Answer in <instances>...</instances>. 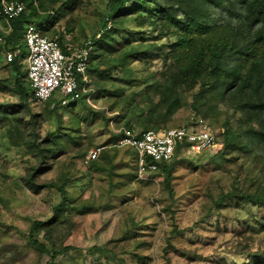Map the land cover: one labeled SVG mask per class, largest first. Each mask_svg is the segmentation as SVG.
<instances>
[{"label":"rangeland","instance_id":"1","mask_svg":"<svg viewBox=\"0 0 264 264\" xmlns=\"http://www.w3.org/2000/svg\"><path fill=\"white\" fill-rule=\"evenodd\" d=\"M43 2L40 15L52 12L53 24L46 31L50 37H59L70 29L73 41L81 42L102 27L106 0ZM221 14L219 9L212 12L217 21ZM134 24L130 22L129 28H136ZM161 39L158 43L172 37ZM7 52L10 51H0V79L6 77L9 81L10 74L2 68L8 60ZM26 54L22 45L18 55L25 59ZM155 57L152 54L140 61L133 60L127 67H132L134 77L141 79L161 66V60ZM120 75V71L111 70L113 78L102 84L104 90L93 88V95L85 104L81 101L73 110L71 102L66 108L60 107V121L48 112L45 103L32 97L26 107L11 113L10 121L6 120L8 110L17 107L10 105L2 112L5 119L0 121V264H44L49 260L46 253L26 243L25 234L32 220L47 221L52 217L60 195L54 188L39 192L27 188L22 178L31 174L38 182L66 180L67 185L73 184L68 194L76 196V204H92L96 208L80 214L64 212L56 219L55 228L43 227L36 234L47 249L64 245L70 248L56 254L52 264H230L243 262L245 251H264V230L256 232L258 221H264L263 206L231 197L218 206L214 204L221 193L232 187L252 191L264 186L263 162L251 154H223L220 149L224 120L234 127L243 116L233 106L220 105L216 114L210 111L206 116L218 137L213 147L179 150L169 179L171 193L163 187L161 169L140 170L131 149L105 147L102 151L111 156L109 163L86 161L87 151L104 147L107 139L115 138L119 125L136 122L134 111L138 106L133 100L122 108L120 104L114 110L109 108L121 89L129 93L143 87L118 80ZM20 101L16 95L0 91V102ZM191 112L187 104L181 106L166 126L185 123ZM72 113H76L78 131L70 124L69 129L64 127ZM246 119L248 125L255 122L248 114ZM52 131L60 137L54 144L56 156L44 150L42 158L36 145L47 149L51 142L48 133ZM65 133L73 138L62 137ZM92 246L102 250L90 249Z\"/></svg>","mask_w":264,"mask_h":264},{"label":"trees","instance_id":"2","mask_svg":"<svg viewBox=\"0 0 264 264\" xmlns=\"http://www.w3.org/2000/svg\"><path fill=\"white\" fill-rule=\"evenodd\" d=\"M19 1L24 3L22 12L8 18L10 30L7 33L0 31V51L5 49L11 52V58L2 66L10 74V80L6 81V77L0 79V91L16 95L21 103L0 102V121L5 119L1 114L7 107H17L8 110L6 120L10 121L11 113L26 107L28 98H33L26 76V63L23 64L24 58L18 55L24 45L22 35L25 24L44 23L43 33L53 24L52 12L40 15L44 0H38V4H34V0ZM105 9L100 31L90 35L94 47L88 58V81L85 86L91 90V96L93 88L96 91L104 90L102 84L113 78L112 70L121 72L118 80L130 86L141 84L143 87L139 90L132 89L129 93L121 89L116 94L118 99L109 108L114 110L119 104L122 108L133 100L138 106L134 111L136 122L126 121L123 126L119 125L115 138L107 139L97 157L86 160L88 163H109L111 156L107 151H102L105 147L131 149L138 163L133 147L117 145V138L123 133L121 128H138L141 131L168 128L166 121L185 104L192 110L190 117L200 116L204 119L210 111L216 114L220 105L233 106L243 116L234 127L224 120L220 148L222 153L251 154L264 163V0H106ZM217 9L222 11L219 21L212 16L213 10ZM132 21L135 22L134 29L129 28ZM65 32L71 31L67 29ZM164 36H171L172 40L158 43ZM56 38L61 41L62 32ZM152 54L161 60V66L141 79L134 77L132 67H127L129 62L140 61ZM78 85H83L81 78H78ZM86 96V92H81L78 98L70 101L71 104L69 102L64 106L50 107L53 96L40 103H45L48 112H53L60 121V112L57 113L60 107L66 108L70 104V110H73L77 103L83 101L85 104ZM246 114L254 117L253 124L248 125ZM74 115L76 113H72L70 122L64 127L69 129L70 124L73 130L78 131V120ZM188 121L189 118L177 126L185 125ZM55 132L48 133L51 142L47 149L36 145L42 158L44 150L50 152L52 157L56 156L54 144L59 142L60 137L55 136ZM62 137H67V140L73 138L69 133ZM217 140L216 135L215 144ZM182 147V143L175 146L170 160L156 162L157 170L161 169L163 174V187L169 193L172 192L169 179ZM145 161L149 163V157L146 156ZM146 169L145 167L144 170ZM22 179L24 185L33 192L54 188L60 195L59 202L53 207L52 217L47 221L32 220L25 234L26 243L30 247L49 256L44 264H52L56 254L70 248L64 245L60 249H47L35 237L36 234L43 227L53 226L64 212L80 214L92 212L96 208L92 204H76V196L68 194V189L73 184L67 185L66 180L65 183L38 182L32 174ZM228 197L264 207V186L252 191L232 187L221 193L214 204L218 206ZM262 230L264 221H258L256 232ZM90 249L102 250L99 246H92ZM245 252L243 262L234 261L230 264H264V251Z\"/></svg>","mask_w":264,"mask_h":264},{"label":"built area","instance_id":"3","mask_svg":"<svg viewBox=\"0 0 264 264\" xmlns=\"http://www.w3.org/2000/svg\"><path fill=\"white\" fill-rule=\"evenodd\" d=\"M24 3L19 0H0V21L7 24L0 31L7 33L10 29L8 18L22 12ZM44 23H26L23 29V43L27 54L25 57L26 76L35 101L44 102L51 96L54 100L50 107L64 106L78 98L81 92H86L89 101L91 90L85 84L88 81L87 63L94 47L90 37L81 42L73 41L71 32H62V40L50 37L42 32ZM1 40V36H0ZM11 53L7 52V59ZM78 78L83 81L79 87ZM122 134L117 138V145L133 147L138 156L140 170H157L158 161H168L174 154L175 146L183 144L182 148L194 151L209 149L216 142V134L208 121L200 116L190 117L185 125L163 129H148L122 127ZM102 147L92 148L86 153V160L95 159ZM149 157L146 163L145 157ZM141 171V172H142Z\"/></svg>","mask_w":264,"mask_h":264},{"label":"crops","instance_id":"4","mask_svg":"<svg viewBox=\"0 0 264 264\" xmlns=\"http://www.w3.org/2000/svg\"><path fill=\"white\" fill-rule=\"evenodd\" d=\"M0 23H1V25H2L3 27H5V26L7 25V24L5 23L4 20H1ZM5 28H6V27H5ZM9 30H10V29H9ZM9 30H8V31H9ZM8 31H7V32H8ZM24 60H25V59H24Z\"/></svg>","mask_w":264,"mask_h":264}]
</instances>
